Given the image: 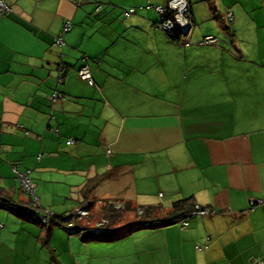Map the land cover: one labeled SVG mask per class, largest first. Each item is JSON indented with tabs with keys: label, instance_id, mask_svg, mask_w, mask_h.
Wrapping results in <instances>:
<instances>
[{
	"label": "crops",
	"instance_id": "0c3cea01",
	"mask_svg": "<svg viewBox=\"0 0 264 264\" xmlns=\"http://www.w3.org/2000/svg\"><path fill=\"white\" fill-rule=\"evenodd\" d=\"M5 1L11 10L0 15V188L26 198L15 167L29 171L41 207L56 200L48 182L80 207L93 179L92 212L117 201L157 206L162 216L190 198L216 213L186 226L178 220L180 227L135 226L84 240L0 209V264L264 261V0H211L219 15L233 18V38L213 44H201L213 34L202 29L204 18L196 31L191 7L188 46L153 21L151 44L117 37L128 22L116 16L139 19L131 17L136 8L125 16L119 3ZM93 16L101 21L94 24ZM95 31L103 41L85 50ZM84 65L92 84L79 77ZM54 93L60 97L51 99ZM251 200L261 203L251 209Z\"/></svg>",
	"mask_w": 264,
	"mask_h": 264
},
{
	"label": "built area",
	"instance_id": "2783aa9c",
	"mask_svg": "<svg viewBox=\"0 0 264 264\" xmlns=\"http://www.w3.org/2000/svg\"><path fill=\"white\" fill-rule=\"evenodd\" d=\"M188 2L187 0H170L168 2L167 7L163 6H155L154 9L160 14V27L171 33H182L185 35V38H188L190 36V33L193 28L192 21L190 19V15L188 13ZM150 5H147V8H150ZM11 8L8 5V3L5 0H0V15L7 14L10 12ZM134 12L133 8L128 9L125 11V15H131ZM172 12L171 18H164L165 13ZM231 18V16H230ZM69 30V24L67 23L65 25L64 31ZM215 38L212 36H206L201 41V44H213L215 43ZM54 45L56 46H63L64 42L62 40V37L57 36L54 38ZM185 45H189L188 41L185 40ZM64 64L62 61L58 64V82L62 83L63 81V71ZM79 77L82 80L88 81L90 84L93 83L91 74L89 72V69L86 65L82 66L78 71ZM60 97L59 93H54L51 97V99H57ZM72 142L71 140L68 141V143ZM108 153H110V149L107 150ZM13 173L16 176V179L19 181L21 187L24 189V191L31 196L38 204L39 201L35 195V186L29 176V171L21 172L18 171L15 167H13ZM261 203L260 201H250V208L252 209L253 206L256 204ZM87 204L89 205H81L76 211L69 213L65 216L63 221H61V226L63 229H65L69 233H74V231L79 232H85L86 229L89 230L91 234L94 236H98L103 232H106L113 228L112 225H110L107 218H104L102 216L100 221H91L93 217V212L91 211L92 208V202L89 201ZM108 205H112L115 209H123L124 204L123 202H117V201H108ZM40 211V222L42 224H48L50 219L53 217V212L49 209H41ZM136 213L138 215H141L143 213V210L141 208H138ZM216 211L211 207H202L200 205L195 204L193 208L189 211L185 212V217L180 220V223L182 226L188 225V219L194 218L195 216L201 215V216H208V215H214ZM72 214V216H71ZM85 222V223H84ZM87 231V230H86ZM259 264H264V261H260Z\"/></svg>",
	"mask_w": 264,
	"mask_h": 264
},
{
	"label": "trees",
	"instance_id": "16d2710c",
	"mask_svg": "<svg viewBox=\"0 0 264 264\" xmlns=\"http://www.w3.org/2000/svg\"><path fill=\"white\" fill-rule=\"evenodd\" d=\"M166 1V6H168V2L170 0H165ZM208 3L209 9L213 14V18L218 19L220 21V25L223 29H226L227 31L229 30L227 27L224 26V22L227 23L224 18V16L219 15L217 13V9L211 0H205ZM188 2V13L190 15V19L193 23V16L191 12V6L189 0ZM160 6V5H159ZM164 7V6H163ZM147 8V7H146ZM151 8V7H150ZM130 9V8H129ZM135 11V8H133ZM155 10V9H154ZM156 11V10H155ZM157 12V11H156ZM158 13V12H157ZM125 14V13H124ZM172 12H167L164 15V18H171L172 17ZM160 15V14H159ZM126 16V15H125ZM231 16V18H230ZM228 18L230 21H232V15L229 14ZM165 31V30H164ZM168 38L174 41L180 40L181 38L185 39V35L182 33H171L165 31ZM192 32V31H191ZM191 34V33H190ZM232 33L230 32V35ZM185 42V40H184ZM189 43V42H188ZM188 46V45H187ZM26 172V171H25ZM30 176V174H29ZM94 180L93 179H88L86 181V185L83 188L82 196L84 197V201L81 202V205H89L87 204L89 202V197L91 196L92 193V184ZM20 184V183H19ZM21 186V185H20ZM22 188V187H21ZM23 192L26 194V198L19 199L18 197H14L2 188H0V209L5 210L10 212L11 214L25 218V219H30L41 226L44 227H51L52 225H60L61 221L65 218L66 214H53V217L50 219L48 224H42L40 222V211H42V207L40 204H38L31 196H29L24 189L22 188ZM124 207L123 209H115L112 205H108V202H105L101 206V211H102V216L104 218H107L110 225L113 226L112 229L101 233L98 236H94L89 232L88 229L85 230V232H79V231H74L76 234H82L84 240H90L94 238H102L104 236L112 235L117 233L118 231L122 229H131L135 226H144V227H156V226H163V225H170L173 223H176L178 220H181L185 217V212L189 211L193 208L195 205L192 199H184V200H179L173 203L171 211L163 214L162 216L158 214L159 212V207L155 206H147V207H133L128 203H123ZM141 208L143 210V213L141 215H138L136 213L137 209ZM134 213L133 217L129 218L128 215L129 213ZM72 216V214H71ZM49 231V229H47Z\"/></svg>",
	"mask_w": 264,
	"mask_h": 264
},
{
	"label": "rangeland",
	"instance_id": "374dc122",
	"mask_svg": "<svg viewBox=\"0 0 264 264\" xmlns=\"http://www.w3.org/2000/svg\"><path fill=\"white\" fill-rule=\"evenodd\" d=\"M92 2H93L92 3L93 6H100V7H104V6H106V7L111 6L112 7L113 5H116L117 3H119L120 10L125 9V8L129 9L130 7L136 8V13L131 15V17H139V19L133 21L134 23H131V21H132L131 18L128 20V18H125L122 16H116L120 22H123V21L124 22L126 21V23L128 22V24L125 25V27L122 29V31L120 32V34L117 37H120V38L125 39V40H137L140 43L148 41V43L151 44L155 38V34H154V32H152V30L150 28L151 24L149 23V21L156 22V24L159 27L158 29H160V31L162 33H164V34L166 33L164 30H162L160 28V25H159L160 24V15H159V13H157L154 10V7L158 6V5L165 7L166 6L165 0H92ZM189 2L191 3L192 9H194L195 16L197 17V21L195 20L197 23V25H196V31L197 32L199 31V29L201 27V25L199 23L201 21V18H204V21L202 22V24H203L202 29L204 31L212 32L211 33V34H213V35H211L212 37H214L217 40H220L222 37H224L226 39L233 38V35H230V32H231L230 25L232 24V21L227 20L226 21L227 23L224 22V26L229 29L227 31L226 29H223L221 27L220 21L218 19L213 18V14L209 9L207 1H205V0H189ZM147 5L151 6L149 11L146 8ZM92 21L93 22L95 21L94 24H96V22H99L101 20L97 19V21H96V16H93ZM108 21H110V19ZM108 21H106V22H108ZM88 24H90V23L88 22ZM94 24L92 26V30H95ZM90 38L92 40L88 41L84 45L85 50L87 48L94 46V42H100L101 40L103 41V36L100 33H97L96 31L93 33L92 36H90ZM184 40H187L188 42H190L189 41L190 36L188 38H185ZM150 49H154V47L148 46L147 50H150ZM89 50H93V49H89ZM159 50L161 53H165V51L162 50V48H159ZM89 52H92V51H89ZM111 52L117 53L115 50H111ZM151 52H155V50H152ZM48 183L45 184V187H46V189H48V192L50 195L54 193L53 198H55L56 200H55L53 206H50V207L42 206V208L49 209L53 213H56V214H66V215L76 211L79 208V205H80L79 201L75 199V197H74V195H72V193L67 192L68 194L65 195L64 194L65 191L62 190L60 184L55 183L54 186H52L51 184H48ZM53 187H54L55 191L62 194V196H60V197L55 196V191H54ZM21 195L24 196V194H21ZM35 195L38 198L40 197V193H39L38 188H36ZM25 197H26V195H25ZM100 209H101V207H100ZM100 209L95 210V212L93 211L94 214H93L91 221L96 222V221L101 220L103 214H102V211ZM132 214L134 215V213H132ZM189 220H190V218H189ZM176 225L178 227H180L178 222L173 223V226H176ZM168 226H170V225H168ZM95 239H97V238H95Z\"/></svg>",
	"mask_w": 264,
	"mask_h": 264
}]
</instances>
